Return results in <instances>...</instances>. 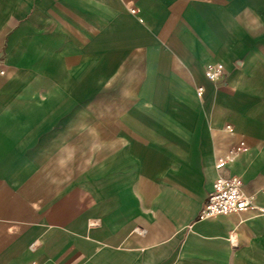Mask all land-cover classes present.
Returning a JSON list of instances; mask_svg holds the SVG:
<instances>
[{
    "label": "crops",
    "instance_id": "crops-1",
    "mask_svg": "<svg viewBox=\"0 0 264 264\" xmlns=\"http://www.w3.org/2000/svg\"><path fill=\"white\" fill-rule=\"evenodd\" d=\"M0 50V264H264V0H0Z\"/></svg>",
    "mask_w": 264,
    "mask_h": 264
},
{
    "label": "built area",
    "instance_id": "built-area-1",
    "mask_svg": "<svg viewBox=\"0 0 264 264\" xmlns=\"http://www.w3.org/2000/svg\"><path fill=\"white\" fill-rule=\"evenodd\" d=\"M135 12L136 8H130ZM6 68L4 53L0 50V74H3ZM205 77L214 83H223L226 75V69L222 62H212L204 67ZM203 86H196L197 94H200ZM227 129H232L230 124H226ZM247 148L244 140H239L221 156L217 158V165L225 167L235 160L236 155ZM264 191V190H262ZM255 207L253 195L246 194L243 190L242 178L238 175L219 174L212 182V187L208 193L203 205L198 211L197 218H206L218 214L237 213L248 208ZM238 234L231 231L228 241L231 246L237 244ZM28 264H36L32 261Z\"/></svg>",
    "mask_w": 264,
    "mask_h": 264
}]
</instances>
